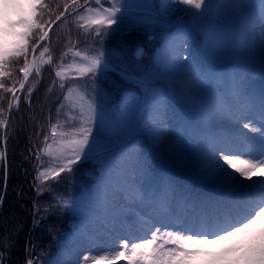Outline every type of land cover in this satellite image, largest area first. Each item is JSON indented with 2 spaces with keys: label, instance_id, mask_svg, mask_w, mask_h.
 Listing matches in <instances>:
<instances>
[{
  "label": "snow or ice",
  "instance_id": "6c2138e0",
  "mask_svg": "<svg viewBox=\"0 0 264 264\" xmlns=\"http://www.w3.org/2000/svg\"><path fill=\"white\" fill-rule=\"evenodd\" d=\"M77 2L78 0H71L72 5ZM235 2L241 11L251 7L243 0ZM94 3L95 8L85 7L86 13L94 15H81L79 19L85 21L80 27L95 26V36H102L101 28L111 29L112 25L123 23L126 19L125 14L129 8L127 0H122L120 6L111 4L108 8H102L100 0H94ZM180 5L194 9L205 7V11H208L211 8V0L207 6L205 0H165V12H178ZM37 6L48 8L42 0H29L27 6L17 0H0V77L8 75L6 68L10 58L23 57L25 63L20 69L23 73L21 91L29 79L30 70L35 68L39 72L35 57L31 63L28 62L27 41L37 27L42 32L39 41H45L55 23L50 20L47 25L36 24L30 20L26 7L35 16ZM70 6L64 5L63 11L56 16V21L62 19ZM259 13V36L256 37L252 29H245L242 50L251 52L252 41L258 39L260 57L264 63V0H260ZM11 14L20 18L13 21L9 18ZM18 25L26 27L28 31L15 32ZM191 32L188 27L181 30L178 37L181 47L186 42L184 37ZM10 36L19 37V40L12 41L11 50L8 49ZM39 46L38 42L36 47ZM36 47L32 48L33 54ZM48 51L49 49L44 47L40 56L43 57ZM75 55L81 57L84 62L70 69L78 74L72 77L74 80L103 71L107 67L105 54L99 49L91 56L82 55L80 51H76ZM186 62L187 58H184V62L180 63L178 57L173 63V69L182 72ZM47 63H51V58ZM66 71L68 69H61L56 71L55 75L63 79ZM184 83L187 85V81ZM192 83L195 85L196 81ZM64 87L61 83L60 88ZM209 87H212L211 83ZM3 88L5 85L0 83V89ZM5 91L15 95L16 89L7 88ZM71 96L72 89L69 87L68 95L64 99L67 100ZM86 100L87 97L81 95L78 100L72 102L71 107H80ZM15 103L18 105V97ZM8 107L12 109L13 104L10 103ZM60 107L63 108L64 105L61 104ZM86 107V113L81 107V127L61 134L71 137L60 141L61 156L65 147L71 149L72 155L67 159V165H72L81 158L86 159L94 151L96 140L92 135L93 128L87 125L96 126L98 129L102 120L92 101H87ZM59 111L60 109H57L58 115ZM159 114L158 111L157 116ZM208 116L215 127L209 133L211 150L201 160V166L210 174V178L220 190L219 194L210 198L194 197L169 179L159 183L153 181L141 184L143 193L138 199L131 202L121 199L118 202L115 199L116 189H134L135 185L140 184L141 177L147 179L148 176L146 162L138 153L124 155L117 163L112 164L102 177V186L106 189L102 203L100 198H94L92 193L85 195L86 203L83 206L76 200L65 201L63 197H53L58 204L79 210L84 224L78 239L87 245V248L82 247L80 252L64 264H119L121 260L125 264H264V223H259L264 219V173L257 176V169L264 167V88L257 91L249 87L246 81L237 79L226 97L211 98ZM7 123L6 120H0V127H7ZM52 132L55 134V126ZM154 139L162 151H176L171 137L165 139L160 135ZM2 156L3 153H0V157ZM71 170L68 166L60 167L52 176L57 177ZM47 178L46 176L45 179ZM230 237H238L239 240L220 253L210 248L211 245ZM26 264L33 262L29 260Z\"/></svg>",
  "mask_w": 264,
  "mask_h": 264
},
{
  "label": "rangeland",
  "instance_id": "374dc122",
  "mask_svg": "<svg viewBox=\"0 0 264 264\" xmlns=\"http://www.w3.org/2000/svg\"><path fill=\"white\" fill-rule=\"evenodd\" d=\"M17 2L27 6L29 0H17ZM243 2L247 5H250L251 7L246 9L245 11H241L236 6L235 0H211V8L208 11H205V7L199 9L200 13L203 14H200L199 20L195 23L185 24L180 22L175 24L172 27V32L168 35L165 43L156 53V66L154 70H148L145 73V78H142L141 80L154 84L160 82L161 80L169 79L170 76H175L177 78V74L175 73L176 70L173 69V63L177 61L178 57L179 62L183 63L184 58L186 57L185 52L192 54V56L199 53L205 60L213 64H215L216 61L221 57L247 58L253 56L256 52V47L254 46L255 39L252 41L251 44V52L243 51L242 44L244 43L245 39V27H247V29L252 30H256L258 28V25L256 23V17L260 15V0H243ZM121 3L122 0H107V2L106 0H100V6H102V8H108L111 4L120 6ZM127 3L129 4V8L128 12L125 15L128 18L132 17L134 21L144 22L148 24H157L159 23V20L155 19L154 15L166 18L165 0H127ZM208 3L209 0L205 3V6H207ZM37 7L36 12L38 14L39 10ZM89 7L95 8L96 4L93 3ZM147 12H150L151 14H153V16H151ZM26 14L28 15V18L30 20H34L36 16H33L31 10L27 7ZM81 15H94V13L89 14L86 13L84 10L80 14L76 15L75 18L77 21L80 22V24L85 23V21L79 19V16ZM9 18L15 21L18 20L20 17L15 14H11ZM218 18L220 23H215L214 25H212V27L209 26ZM68 26H72L71 23L68 24ZM186 27L191 28L192 32L184 37L186 42L181 47L179 45L178 37L181 35V30L185 29ZM14 31L17 33H23L28 31V29L22 25H18ZM8 40V49L11 50L12 41L19 40V37L10 36L8 37ZM259 51L260 48L257 50V52ZM70 53L73 54L72 52ZM83 54L87 55L86 53ZM136 54L138 58L141 57L143 55V50H137ZM105 59L107 60L106 56ZM193 59L194 57H192V60ZM45 60L48 61V59ZM192 60H187L186 64L193 65ZM81 63H83L82 59L80 57L78 58L76 55L73 54V58L69 65L67 67L65 65L61 68L68 69V71H66L65 73V78L63 79L68 80L70 78L69 75L76 74L74 70L70 69L72 68V66ZM258 75L264 76V73L262 71H259ZM248 77H252V75L248 76L245 74H241L238 79L244 81H249L250 79H252ZM171 79V86L163 88L164 90H171L170 96L166 95L160 87L158 90H153L150 87H146L151 92L153 90L152 99L148 101H140L139 95L136 92L127 93L121 100L118 108L115 110L108 109V106H110L108 105V102L111 100V97L107 94L103 93L95 99H92L82 88L78 86H72V96L67 99L66 103L64 104V107L61 109V126L56 128L57 133L54 138L51 139V144L49 145L46 154L47 164L41 173V177H52V173L58 171L60 167H71L75 164L74 163L72 165H67V159H70L72 155L70 148L65 147L62 156L59 152V149L61 147L60 141L62 139L66 140L71 138L70 135L62 136L61 134L70 133L73 129H78L79 127H81V107H83L86 113V105L87 101L89 100L92 101L94 106L98 108L100 118L102 120V125L98 129L96 126L87 125L93 128L92 135L95 137L96 140V144L94 145V151L92 152V154L100 153L98 155L101 156V176L98 182H96V184L91 190L85 191L87 189V185H84L83 188L77 190L74 196L69 198H63L65 201L76 200L81 204V206H83V204L86 203V201L84 200L85 195L87 193H92L93 197L95 198L98 196L102 203L103 200L101 198H103L104 192L106 191V189H104L102 186V177H104L106 170L112 164L117 163L124 155H127L129 153H138L142 157V160L146 162L147 172L149 170H152L153 172L155 171L156 173H159L157 166H151L149 162V156L154 155V159L159 157L161 159L160 162L162 163L168 162L174 164V162L162 159L161 149L153 143L157 142L155 139L148 138V135L146 133L144 135L137 134V130H141L144 132L146 119L144 118V115L142 116V113L147 112V110L151 109L159 99L163 98V96H169L170 101L173 102L174 106L178 107L177 109H175V112L177 111V117L178 115H181L182 119L190 124L188 131L187 127L184 126L182 130L183 132L181 131L180 133V139L182 140L181 143L185 144H188L189 141L187 135L184 133L190 134V129H193L195 131L196 124L202 123L203 119H205L204 122L209 121L208 115L203 112V107L197 109L192 106L189 109V113H184L182 110H180V107L178 105L179 101L185 104H193V102H196V100L193 97L187 96L188 91L190 89L182 87V84L177 83L174 78ZM246 83L248 85V82ZM81 95L86 96L87 100L80 107L72 108V102L78 100ZM136 96H138L137 99ZM136 100H139L140 104L134 107ZM170 111H172V109H170ZM171 115L172 116H168L166 120L161 122L163 123V125H166L167 128H172L175 127V125L183 123H179L177 121L175 123L174 119H177V117L173 116L174 113H172ZM73 117H75V119H73ZM155 123L154 125H156ZM63 125L67 126L66 130H62ZM166 131H168V129H166ZM167 138L168 134L165 139ZM139 140L143 142H138ZM208 143V139L203 140L199 148L193 147V149H191V153L185 158L186 161L184 162V165L182 167L184 168L183 171H187L188 176L203 181V186L211 189L216 187L217 185L213 182V180L211 184H208L207 181L208 178H210V174L206 169L201 166V160L203 159V156L205 157L211 150V148L208 147ZM135 146H137L138 148L135 149ZM148 147L151 148V152L147 151ZM243 158L245 157H240L239 159ZM163 170V174H160L158 178H170L171 175L169 174L168 169L163 166ZM143 178L144 177L140 178V184L135 185V189H131L132 194H135V191L137 190L141 195L142 189L140 185L142 184ZM145 183L146 182H144V184ZM116 192L117 195L115 196V199H123L124 201L128 202L136 200L139 197L136 195L134 196L132 194H128L125 190L121 189H116ZM203 195L206 197L205 194ZM118 199L116 200L118 201ZM66 208H70L76 213L80 214V211L72 206H68ZM259 223H264V219H262V221ZM83 228L84 224L82 223V220L72 225L71 234L66 237L64 241L65 243H63L60 252L54 259L51 260L49 264H61L63 260L66 259L67 255L70 252L66 245L73 244L75 243V241H81L78 239V236ZM238 240V237H230L228 239L220 241L215 245H211L210 248L213 251L220 253L225 248H227L226 245L230 241L237 242ZM94 252L95 250H93V253ZM193 264H199V262H193Z\"/></svg>",
  "mask_w": 264,
  "mask_h": 264
},
{
  "label": "trees",
  "instance_id": "16d2710c",
  "mask_svg": "<svg viewBox=\"0 0 264 264\" xmlns=\"http://www.w3.org/2000/svg\"><path fill=\"white\" fill-rule=\"evenodd\" d=\"M55 1L59 2L53 3L52 6L56 18L63 11L64 5L70 3L68 0ZM137 30L134 32L146 35V38L140 37V45H147L151 41L150 36L146 34L147 29ZM10 73L15 75L13 70H10ZM58 92L59 89L55 87L47 95L55 97ZM39 95L41 94L37 93L33 96V102L42 110L44 94L41 95V100L37 99ZM13 101L12 93L3 92L0 102L4 116L0 120L8 122L5 135L3 131L5 127H0V153H3L0 157V203L4 191L6 192L0 215V252L3 264H23L29 260L32 262L41 260L56 235L60 237L68 219L65 215L62 218L53 204L54 193L63 187L68 179L48 183L40 187L41 190L38 187L37 154L40 153L35 149L38 146L36 141L41 142L40 131L50 120L41 116L31 117L27 114L31 112L26 107H22L18 112L9 113L8 105ZM46 114L47 111L41 112L42 116ZM29 122L37 130V135L34 134L32 126H29V129L26 127ZM5 151L7 163L4 159Z\"/></svg>",
  "mask_w": 264,
  "mask_h": 264
},
{
  "label": "bare ground",
  "instance_id": "6f19581e",
  "mask_svg": "<svg viewBox=\"0 0 264 264\" xmlns=\"http://www.w3.org/2000/svg\"><path fill=\"white\" fill-rule=\"evenodd\" d=\"M256 23L258 25V28L256 30H254L255 32V36L258 37L259 36V33H260V19H259V16L256 17ZM189 66L187 64L184 65V69L183 71H179L177 72L178 73V76H179V80L180 82L184 83L185 81H187V85H189V81L192 82V76L190 75L189 76V70H188ZM237 75H234L233 77H235ZM189 80V81H188ZM164 82L161 83V85L163 84ZM185 84V83H184ZM187 87V86H186ZM192 87V85H191ZM212 96H215V97H219L220 99H223V96L221 95L220 91L219 90H214L210 93ZM157 104V107H156V111L160 110V115L164 117V119H167V115H166V112L164 111L165 109H168L167 105H168V102L165 101L164 99H161V101H157L156 102ZM165 112V114H164ZM155 111L152 110V117L149 119V121L146 123V130L147 132L150 134L152 133L153 134V139L154 137L156 136H160L162 135L164 138L167 137V134H168V138H169V133L168 131H166L167 127L166 125H162L159 123V127H157V124L154 125V122H159V121H154L158 118L157 116V113L154 114ZM208 127H215L211 120L209 119V124H207ZM169 132H171V130H169ZM167 133V134H165ZM179 135L177 134V137H176V142H175V148H176V151H169V152H164L161 150L162 152V156L163 158H166L168 160H173V159H176V156L179 155L180 157H182L183 155L185 154H188L191 150V146L190 145H186V146H182V143H181V140L179 139ZM138 142H143L141 140H139ZM154 144H156L157 146V142H153ZM190 144H200V142L198 141L197 138L195 137H191L190 139ZM208 147H210V144H208ZM138 147L135 146V149H137ZM147 151L151 152V148L148 147L147 148ZM209 153V152H208ZM206 157V156H205ZM203 156V158H205ZM149 159L151 162H154L155 159H154V155L153 156H149ZM238 175V174H237ZM257 176H259V174H257ZM257 178V177H256ZM253 179H255V177H253ZM136 188V187H135ZM134 188V189H135ZM126 193L128 194H132V190L131 189H125ZM106 192V191H105ZM105 192H104V195H103V198H101L102 200L104 199V196H105ZM116 195H117V192H116ZM132 195H136V196H140V193L136 190L135 191V194H132ZM118 199V198H116ZM121 199H118V202L120 201ZM66 247L70 250L69 254L67 255L66 259L63 260V262L61 264H64V262L70 258H72L77 252H80L82 247L84 249H86V245L82 244V241H75V243L73 244H67Z\"/></svg>",
  "mask_w": 264,
  "mask_h": 264
}]
</instances>
